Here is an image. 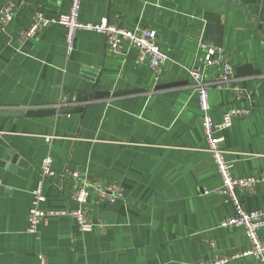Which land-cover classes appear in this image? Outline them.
Listing matches in <instances>:
<instances>
[{"label":"crops","instance_id":"1","mask_svg":"<svg viewBox=\"0 0 264 264\" xmlns=\"http://www.w3.org/2000/svg\"><path fill=\"white\" fill-rule=\"evenodd\" d=\"M9 1L0 0V8ZM13 1L22 8L0 27V110H79L0 117V264H41L39 257L45 264H205L220 257L229 259L225 264H261L240 256L250 249L242 229L220 227L235 210L214 192L222 181L185 69L196 64L198 44L206 42L223 48L234 73L248 64L260 73L234 77L254 96L251 113L219 135L232 177L264 175V0H81V23L106 19L157 33L169 57L159 82L137 63L136 49L123 43L120 53L108 52L98 33L76 32L69 56L60 25L20 41L37 14L56 18L71 0ZM170 83L180 84L158 89ZM63 99L67 106L55 108ZM208 101L215 124L228 109L248 106L213 88ZM47 156L55 175L43 184L42 209L77 207L67 171L123 191L115 202L91 193L84 207L94 223L106 225L104 233H80L67 217L45 218L37 233L27 232L31 192ZM235 193L245 211L264 212V181ZM259 236L264 242V228Z\"/></svg>","mask_w":264,"mask_h":264},{"label":"built area","instance_id":"2","mask_svg":"<svg viewBox=\"0 0 264 264\" xmlns=\"http://www.w3.org/2000/svg\"><path fill=\"white\" fill-rule=\"evenodd\" d=\"M81 0H71L70 7L66 13L60 14L56 18L46 19L41 14H37L31 27L20 33L19 40L25 42L29 38L38 34L41 30L51 26L60 25L66 30V49L69 56L73 51V35L78 31H89L104 36L108 52L120 53L123 51V43L131 49L137 50V63L146 64L154 75L156 82H159L164 65L169 61V57L162 51L157 43V33L154 30L135 28L125 29L102 19L97 24L81 23L79 21ZM20 3L9 1L0 8V27H5L14 19L21 9ZM200 54L196 64L185 69L191 84L196 88L199 107L201 112V126L207 141V151L218 169L222 186L214 192L223 196L224 204L233 206L235 213L233 216L220 223L221 228L236 227L243 230L250 242V249L244 252L242 257H252L255 261L264 264V242L259 236L260 229L264 228V212L243 209L235 193L237 189L251 191L257 183L264 181V175H253L247 178H234L231 175V165L225 161L220 145L224 139L219 132L232 126L234 120L244 119L251 113L250 103L253 102V94L247 89H243L236 84L234 78V68L224 55L221 47L214 46L206 42H199ZM214 73V78H209V73ZM209 79V80H208ZM210 88L219 91H229L235 103H245L246 107H233L228 109L222 116L219 123H213L209 116V91ZM55 108H60L64 99ZM40 179L36 187L31 192V207L27 216V232L37 233L40 223L48 217H67L74 221L77 230L86 234L98 228L100 233H104L106 225L104 223H94L87 215L84 207L91 193H94L100 200L115 202L123 199V191L114 185H103L100 181H90L81 178L76 171H67L65 176L71 181L70 198L77 207L73 210L54 211L42 209L41 204L45 202L43 195V184L52 178L55 173L52 168V159L45 157L39 167ZM239 257V256H238ZM41 264H45L43 257H39ZM228 258H215L205 264H225Z\"/></svg>","mask_w":264,"mask_h":264},{"label":"water","instance_id":"3","mask_svg":"<svg viewBox=\"0 0 264 264\" xmlns=\"http://www.w3.org/2000/svg\"><path fill=\"white\" fill-rule=\"evenodd\" d=\"M260 73L258 71H255L251 65H243L241 67L236 68L234 77L235 78H243V77H250L253 75H259ZM180 83H170L166 85H161L158 86V89H163V88H171L179 85ZM136 90H131L127 92H118L115 94H110V93H96L94 95L95 99H102V98H109L110 96L116 97L120 96L123 94H128L135 92ZM28 109V110H17V111H9V110H0V117H28V118H43V117H51L55 116L56 114H65V115H70L72 113H76L79 109Z\"/></svg>","mask_w":264,"mask_h":264}]
</instances>
